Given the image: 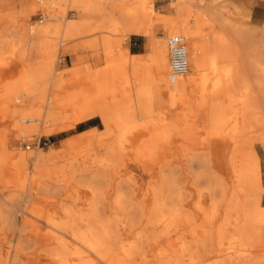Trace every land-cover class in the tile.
I'll use <instances>...</instances> for the list:
<instances>
[{"label":"bare ground","instance_id":"bare-ground-1","mask_svg":"<svg viewBox=\"0 0 264 264\" xmlns=\"http://www.w3.org/2000/svg\"><path fill=\"white\" fill-rule=\"evenodd\" d=\"M171 33L191 38L179 21ZM256 67V99L248 104L242 82L227 129L214 135L232 146L178 153L176 163L162 152L108 153V69H50L48 99L38 73L21 88L37 96L31 105L17 97L7 115L9 105H0V123L13 118L0 128V264H264V35L256 39ZM222 79L229 83L232 73ZM93 115L101 130L47 150L15 146L21 136L59 132ZM57 157L63 162L45 164ZM17 210L46 227L27 229V217L17 226Z\"/></svg>","mask_w":264,"mask_h":264},{"label":"crops","instance_id":"crops-1","mask_svg":"<svg viewBox=\"0 0 264 264\" xmlns=\"http://www.w3.org/2000/svg\"><path fill=\"white\" fill-rule=\"evenodd\" d=\"M242 1L248 3L234 5L239 16L233 22L227 5L213 2L204 8L188 0H0V105H9L7 115L17 97L25 104L34 102L37 96L21 88L31 87L38 73L44 78L36 85L45 87L48 99L50 69H108V153L162 152L176 163L183 162L178 153L230 148L232 144L214 135L227 129L226 115L240 104L233 98L239 97L242 82L248 87V104L256 99L257 34L251 10L256 0ZM50 5H57V15L44 20L34 13ZM35 21L43 23L32 24ZM178 21L191 34L186 38L190 53L184 74L171 73L161 30L163 26L170 34ZM217 32L225 44H219ZM98 56L106 60L100 68L94 65ZM226 72L232 73L227 84L222 79ZM95 81L84 79L89 89ZM7 119L0 128L7 129L13 118ZM94 128L102 129L91 126L76 135Z\"/></svg>","mask_w":264,"mask_h":264},{"label":"rangeland","instance_id":"rangeland-1","mask_svg":"<svg viewBox=\"0 0 264 264\" xmlns=\"http://www.w3.org/2000/svg\"><path fill=\"white\" fill-rule=\"evenodd\" d=\"M163 2L165 3H168L170 4L172 2V0H162ZM188 1H197V3L201 4V5H205L204 8H207V5L210 3V2H213V3H220L222 5H227V8L228 10L230 9L229 11V14H232V19H233V22H235V20L238 18L239 15L234 14L233 12V8H234V5H244V4H247L248 2H243L242 0H213V1H205V0H188ZM171 6V5H170ZM243 8V7H240V9ZM251 9V8H250ZM253 10V16L256 20V29H255V34H257V37L258 36H262L264 35V0H256V8L254 9H251ZM34 13H40L41 16H42V19H46V17H52L53 15H57L58 14V10H57V5H50L48 7H39L37 8ZM68 14H70V12H66L65 16H68ZM251 14V12H250ZM191 18H194L193 16ZM243 18V17H242ZM244 22L246 23V27H247V33L249 34V17H245L244 18ZM43 22H39V21H35L33 22L32 24H42ZM30 24V23H29ZM161 30L166 34V37H165V43L167 45V40L168 38L171 36V35H177L175 33H170L168 34L167 30H165L163 28V26L161 27ZM83 36V35H81ZM64 45V47H67L66 43L68 42V40H65V41H62ZM185 42L187 44V40L185 39ZM60 44V43H59ZM58 44V46H59ZM89 58H92L91 56H86V60H88ZM58 59V57H57ZM93 59V58H92ZM97 60H95L94 62V65L97 66V67H102L105 63H106V60L104 57H100L98 56V58H96ZM168 59H169V56H168ZM169 63V66H170V62L168 61ZM30 99V98H27V100ZM27 106L31 105V102H27L26 103ZM91 126H97L98 128H103V125L101 123V120L99 117H92L90 119H87L85 121H82L80 123H78L76 125L75 128L73 129H70V130H67V131H63V132H55V133H52V134H48V135H38V134H33V135H30V136H21L20 138H18L16 140V143H15V146L18 147V148H26L28 145L30 146V148H33V149H41V150H47L50 146H59L63 139L65 138H69V137H72V136H76V134L81 131V130H84V129H87V128H90ZM250 131H251V128L247 125V128H246V132H247V135L250 134ZM179 147H181V145H178ZM214 146V145H213ZM27 149V148H26ZM28 150V149H27ZM260 154L262 155V153L260 152ZM70 157H73V158H78V159H81V154H76L74 155L73 153H70L69 154ZM55 159V158H54ZM54 159H49V160H46L45 164L47 163L48 165H51L53 164L54 162H57V163H60V162H63V159L62 158H58L56 160ZM262 160L264 162V158L262 157ZM30 165H32V163H30ZM138 171H135L134 174L137 175ZM136 178L139 180V181H143L144 183H146V181L148 180V178L146 176L142 177V176H136ZM146 178V179H145ZM263 184H264V181H263ZM123 188H125L126 186V183L122 184ZM35 195V194H34ZM39 196L40 193L38 194ZM32 201L29 200L27 202H25L24 205H29ZM28 211V210H26ZM15 223L16 225H20V224H23V220L25 217L29 218L31 220V222L27 223L25 226L27 227V229H30L32 224L31 223H36V224H39V226H41L42 228L46 227L45 224L43 223H38L39 222V219L38 217L33 213V212H26V213H22L20 211H16V215H15ZM28 235H30L32 233V231L28 230L27 231ZM29 251H31L33 249V244L31 242H29L28 244V248H27ZM87 255V254H86Z\"/></svg>","mask_w":264,"mask_h":264},{"label":"built area","instance_id":"built-area-1","mask_svg":"<svg viewBox=\"0 0 264 264\" xmlns=\"http://www.w3.org/2000/svg\"><path fill=\"white\" fill-rule=\"evenodd\" d=\"M170 70L173 74H184L189 69L188 51L185 38L172 35L167 40Z\"/></svg>","mask_w":264,"mask_h":264}]
</instances>
